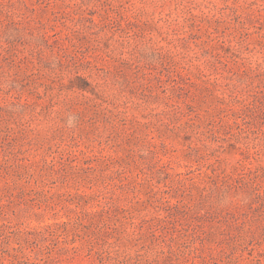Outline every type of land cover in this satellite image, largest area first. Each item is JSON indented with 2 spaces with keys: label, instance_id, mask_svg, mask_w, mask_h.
<instances>
[{
  "label": "rangeland",
  "instance_id": "1",
  "mask_svg": "<svg viewBox=\"0 0 264 264\" xmlns=\"http://www.w3.org/2000/svg\"><path fill=\"white\" fill-rule=\"evenodd\" d=\"M0 264H264V0H0Z\"/></svg>",
  "mask_w": 264,
  "mask_h": 264
}]
</instances>
